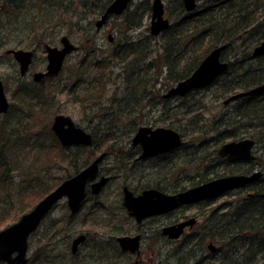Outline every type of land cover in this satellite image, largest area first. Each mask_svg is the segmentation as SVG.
Wrapping results in <instances>:
<instances>
[{"label": "trees", "instance_id": "16d2710c", "mask_svg": "<svg viewBox=\"0 0 264 264\" xmlns=\"http://www.w3.org/2000/svg\"><path fill=\"white\" fill-rule=\"evenodd\" d=\"M2 1L0 20L7 19L8 23L20 25L22 23L25 29L36 36L37 44L41 46L50 42L45 39L53 33L47 30L48 27L51 30L57 25H67L69 30L73 28V17H67L74 14L77 7L73 5L81 3L79 6L85 7L90 3V13L93 14L103 12L112 0H67L66 4L63 0ZM150 1L140 0L136 5L131 3V7L129 6L120 17H113V22L117 18L121 19V28H117L119 34L120 29H123V33H128L129 36L124 34L117 37L103 50L93 45V39L85 41L83 47L88 51L86 57L69 68V79L72 83H66L64 88H61V83L54 80L58 76L56 75L45 79L46 88H39L32 83L31 88L26 91L24 86L19 84L16 91L23 97L22 105L29 104L26 105L28 112L25 111V115L33 122L23 124L19 119L18 128L8 124L0 125V174L15 171L28 185L23 189L24 193H14L18 202L25 204L17 207L14 205L13 211L0 213V229L16 221L14 218L28 211L63 178L82 169L85 162H89L99 153L113 155L114 161L132 159L133 155L121 145L129 142L128 139L119 140L115 134L125 133L127 125L128 129H132L134 124L143 122L142 119L147 117L152 109L159 112L158 120L167 122V126L177 131L180 130L177 123L183 121L179 116L187 117L192 112H207L208 107L202 102L197 101L193 105L187 101L185 98L188 95L165 98L163 94L176 82L186 78L212 48L225 45L222 57L228 61L227 69L243 71L242 75L236 74L237 82L234 81V74L222 75V79L216 82V93L225 96L237 89H248L264 83V55L250 59L253 46L264 40V0H197V7L192 13L184 10L182 0H171L165 10L168 15L173 14L174 18L159 36L150 35L146 29L140 34H134L133 32L141 26L144 16L150 12ZM110 83L112 88H109ZM60 94L88 116V126L92 129V145L63 147L56 139L50 124L53 116L61 111V100L58 99ZM37 106L40 108L39 113L35 111ZM233 109L230 114L236 113V109ZM256 110H264V102L246 104L241 108V111L246 112V117ZM232 116L234 115L222 117L216 114L208 120L206 126L198 124L188 131L186 125L180 131L183 135L189 133L195 138L207 137L209 145H213L216 153L218 145L239 135L234 132L238 125L236 122L239 121L232 120ZM38 121H44L40 132L34 130ZM250 127L264 137V122L250 124ZM181 132L179 133L182 136ZM258 143L264 147V140ZM76 156H81L84 161L76 162L73 160ZM64 163L72 172L67 171L61 178L55 179L52 185H48L42 179L41 170L47 167L49 172ZM208 165L210 166L209 163ZM209 174L219 176L225 175L226 172L215 173L209 169L206 173L199 174L198 179ZM4 176L7 175L0 176V196L9 189L8 185H5ZM48 177L51 179L52 175L49 174ZM37 180L40 183L30 185V182ZM193 181L191 180L189 185ZM38 188L42 190H36ZM28 197L31 198L29 203L27 199L24 200ZM255 199H258L257 203H253L251 210L240 211V208L248 203L242 200L228 209L231 213L226 215L225 219L222 215L214 213L213 218L211 215L209 222L200 227L202 230L209 226L208 229L213 234L211 239L219 245L217 251L210 254L208 264H264V188L259 187ZM7 206L11 208L12 205ZM229 217L232 222L226 220ZM64 223L55 224L52 227V235H55ZM223 224L225 229L222 231ZM205 241L204 236L199 239L194 236L189 239V246H198V251L203 252ZM46 243L49 244L50 240ZM47 244L43 243L38 247L41 253L38 258L46 261L48 253L51 254ZM51 259V264H60L52 257ZM199 264L206 263L201 260Z\"/></svg>", "mask_w": 264, "mask_h": 264}, {"label": "rangeland", "instance_id": "374dc122", "mask_svg": "<svg viewBox=\"0 0 264 264\" xmlns=\"http://www.w3.org/2000/svg\"><path fill=\"white\" fill-rule=\"evenodd\" d=\"M64 4H66L68 1L63 0ZM165 7L169 4L168 2L171 0H162ZM140 2V0H133V4H137ZM3 1L0 2V9H2ZM151 3V1H150ZM201 3V2H200ZM79 4L73 5L74 7V14H69L67 17L72 19V24L74 25L72 29H68L67 25L64 26H55L54 29L51 30L50 27H48L47 30L52 31V35H48V38L50 42L47 43L52 46L59 47L60 44L58 42L59 38L62 35L68 36L70 41L76 45L77 47H81L79 50H76L74 52H71L63 65V68L61 71L57 74L58 76L55 77V81H59L61 83V88H64V84L70 83L71 80L69 79V68L72 64L77 63L78 61L82 60V58L86 57L88 51L87 48H84L83 45L86 44V40L94 39L93 45L96 48H99L100 50H103L105 47H108V45L115 41L117 37H122V35L129 36L128 33H123V29H120V34L117 30V28H121L119 26V23L121 21L120 18H117L113 21H107L99 31L95 30L94 27V21L99 17L98 13L88 14L90 12V3L86 4L84 6H79ZM189 13V12H187ZM165 17L168 18V20L171 22V20L174 18L173 14L168 15L167 11L165 10ZM121 16V15H120ZM119 16V17H120ZM150 23V12L146 14L142 20V24L139 28H137L133 33L134 34H140L144 29L148 30ZM53 23H51L52 25ZM122 31V32H121ZM149 32V30L147 31ZM93 33H95L94 36ZM29 32L28 29H25L23 24H15V23H8L7 19H1L0 20V79L5 84L6 88V96L9 99V101H12V108L10 112H8L6 115H0V125L8 124V126H19V119H21L23 124H32L33 120L30 118H26V112H28L29 104L22 105L23 97H21V93L16 91V89L20 86L19 84H22L24 87H29L27 82H32V73L35 71H44L45 65H46V54L43 49V45L39 46L37 44L36 36H33V34ZM111 35L113 37L112 41H109L107 36ZM52 37V39H50ZM85 38V39H84ZM85 42V43H84ZM95 42V44H94ZM23 49V50H33L34 51V59L30 66V73L26 76H22L19 74V68L14 59L11 57H8L5 55V50L7 49ZM42 80V79H41ZM46 82L47 81H40V83H36V86H39V88H46ZM73 82V81H72ZM71 82V83H72ZM15 88V91H13ZM109 88H112V85L109 84ZM45 91V89H44ZM215 89H211L210 91H201L199 93H195L191 100H189V95L185 99L187 101H196L199 100L202 102L207 108V115L211 113V117L214 116V111L217 112L218 104L216 103L217 100L213 97L216 94L211 95V92L215 93ZM58 99L60 102V108L61 114L68 115L72 118L74 123L85 129L86 131H91L92 129L88 126V116L85 115V113L80 112L79 108H77V105L69 102L64 98L62 94L58 95ZM216 100V101H215ZM28 102V101H27ZM192 102V103H193ZM191 103V102H190ZM191 103V104H192ZM196 104V103H195ZM193 104V105H195ZM23 108V109H22ZM22 111H20V110ZM203 110V109H202ZM26 111V112H25ZM35 111L39 113L40 108L37 106L35 107ZM200 111L198 113H190L187 117H180L183 118L182 122H178L177 124L180 126V130L185 128L187 125L188 131L192 128H195L196 125L204 122L203 115ZM182 116V115H181ZM159 119V112L156 109H152L151 113L147 115V117H144L140 124H134L132 129H128V125L125 129V133L118 134L116 132L115 135L119 140H125L128 139V141L131 143V137L134 135V132L139 126H151L152 128L155 127H168L167 122L158 120ZM196 120L194 124H192L190 121ZM44 121L37 122V125L34 127V130L37 132H40L43 128ZM52 124V120H51ZM50 124V126H51ZM204 125V124H203ZM178 130L179 132H181ZM177 131V130H176ZM182 133V145L181 147L174 151L173 153H169L166 155H162L159 159L150 160V161H139L138 163L133 164V170H131V164L128 165L127 163H124L121 165L120 163H116L108 156L103 159L101 166L103 169H108V171H111V174H114L113 180L109 181L107 185L104 187V189L100 192V194L95 199H90L84 206L81 211L78 212L77 215L74 217H71L68 215V209L64 205V201H60L56 207L52 210L49 217L46 218L41 225L39 226L37 234L33 239H29V249L27 252V256L38 245V241L45 240L46 236L52 235L50 234L51 231L47 230V226L52 223L57 225L63 224L64 221L68 220V223H64L62 228L64 229L63 233H59L58 235L55 234V236L52 238V240H55L52 242V244L55 246L54 250L57 252L56 257L57 260L65 263V264H75L76 259L71 258L69 254V244L76 234L79 232L83 233H91V232H97L99 235L96 238V248L93 246L91 242H88L84 244L81 248H79L80 252V264H129L128 255H120L117 253L116 250L112 253L110 245L105 243L107 236H117L120 233L121 234H127L132 233L135 230L136 225L132 220L129 219V217L126 215V213L123 211H120V208L122 207L120 205V200L118 199V193H119V186L123 183L127 184L130 187H137L140 184H143L144 182H156L158 179H163L164 176H162V173L167 174L166 172L173 173V176L175 178L177 177V181L179 183H182L184 187H188L189 182L191 179H196L198 177V167H196L200 164L199 169L201 168L200 160L204 157L203 165L206 167L208 163L210 164L209 169H212L214 172H223V171H229L232 168H236L234 166H228L226 164H223L222 162H219L217 159V154L214 152L213 145H209V142L207 141V137L201 138L198 136V138H195L194 136H190V134H184ZM209 135V134H207ZM125 142L121 145H124L125 148L130 147V143ZM121 143V142H120ZM254 152L256 155H262L264 156V148L262 145H256L254 148ZM76 162L82 163L84 161V158L81 156H76L75 159ZM199 160V161H198ZM198 161V162H197ZM219 162L218 165L211 167L212 164L215 162ZM116 163V164H115ZM245 167V165L242 166V168ZM68 169V170H67ZM206 168V172L209 170ZM67 171L70 173L72 170L70 168H66V164H59L56 167L52 168L48 173L47 177H45V182L48 185H52L58 178H61L62 175H64ZM51 174L52 178L49 179L48 175ZM74 173L71 174V176ZM104 174V173H103ZM204 174V173H202ZM1 175H8V171L2 172ZM13 176V174L11 173ZM169 175V174H167ZM213 176V174L208 175ZM16 178V179H15ZM48 178V179H47ZM11 178H6L5 185H10L7 192H3L0 196V213L5 211H13L12 208L14 205L22 206L25 204L24 202L19 203L18 198L14 196V193L18 195L19 193H24V188L27 187V183L22 178L17 180V177L13 176V181H10ZM44 179V177H42ZM65 179V178H64ZM44 182V183H45ZM37 183H40L39 180L36 182H30V185L35 186ZM52 183V184H51ZM157 183V182H156ZM15 186V189H18L16 192L13 190V186ZM20 185V186H18ZM24 189V190H23ZM12 190V191H11ZM36 190H42L41 188H38ZM235 192H232L225 197L219 198L216 200L215 204H212L210 209L212 208H221L217 211L218 213H222V217L225 219L227 216H229L228 211L226 209V206L228 204H232V206L237 203V200L240 197V194L237 196H234ZM39 194V193H36ZM236 194V193H235ZM26 196V195H25ZM8 198V199H7ZM11 198V199H10ZM27 199V200H26ZM31 198H24L28 203L30 202ZM25 201V202H26ZM97 204H94V203ZM37 203V202H36ZM35 203V204H36ZM227 205H225V204ZM7 204H11V208L7 206ZM19 204V205H18ZM34 205V204H33ZM201 205H189V207H182L181 209H177L175 213L172 215H164L159 217L156 221L152 222H145L142 225V228L149 229L147 236L145 237L142 247L144 250H148L145 243L149 240L148 236L153 234V231L155 230L156 226H159L160 224L166 222V220H171L173 218L179 217L181 214L189 215L190 217H195L197 219L194 226L190 229L189 232H186L179 240L177 241H166L162 240V242L158 243V245L155 246V256H149L148 254L145 255V259L143 261V264H147L150 262V258L152 263L156 264H199L201 260H203L206 264H208V258H210V254L215 252H210L207 249L208 242H213L215 246L219 247L217 244V241L211 239L210 236H205V234L200 230V227L205 223L204 220L207 218L208 214H210L211 210H207L205 208H199ZM31 208V207H30ZM123 208V207H122ZM124 209V208H123ZM207 210V211H206ZM29 211V210H28ZM27 212V211H26ZM208 212V214H207ZM219 215V214H218ZM227 215V216H226ZM20 217V216H19ZM14 218V219H18ZM154 220V219H153ZM229 222H232V220L227 218ZM11 224V223H10ZM61 228V229H62ZM90 228V229H89ZM94 234V233H93ZM120 234V235H121ZM205 237L206 241L203 244V252L198 251V246H189V239L193 237ZM94 237V236H93ZM106 237V238H105ZM101 244V246H99ZM116 251V252H115ZM34 252H37V249L34 250ZM35 253H33L35 255ZM92 253V254H91ZM145 262V263H144ZM216 263V262H214ZM30 264H49L48 262L44 263L42 260L33 259V262L31 261ZM76 264H79L76 262ZM210 264H213L212 262Z\"/></svg>", "mask_w": 264, "mask_h": 264}, {"label": "water", "instance_id": "95a60500", "mask_svg": "<svg viewBox=\"0 0 264 264\" xmlns=\"http://www.w3.org/2000/svg\"><path fill=\"white\" fill-rule=\"evenodd\" d=\"M1 1V0H0ZM130 0H113L101 17L95 22L99 28L108 14L121 15ZM182 4L187 12H192L197 5L196 0H182ZM151 16L149 32L152 36L157 37L168 26L169 20L164 17V5L162 0L151 1ZM61 47L46 44V66L45 71H36L32 79L34 82H40L45 76L57 74L64 63L65 57L76 49V46L65 35L60 37ZM223 45L212 49L198 64L195 70L186 78L175 83L164 94L165 97L180 96L183 97L192 89L207 86L221 72L226 70L227 63L220 60V53ZM6 53H11L14 59L19 63L20 75H24L32 61V53L23 49H7ZM254 54L264 53V41L257 45ZM264 91V84L252 88L245 92H239L228 97L224 102L237 99L244 95H253ZM9 103L5 96L2 81L0 79V113L7 111ZM51 130L58 138L61 145L68 147L73 145L88 146L92 142L91 133L77 126L72 118L68 115L57 114L54 116ZM132 144H139L141 147L140 158L152 157L163 154L178 148L182 144V137L179 132L170 127L140 126L135 132ZM253 141L250 139L232 140L223 143L218 149V155L226 157L228 160H248L252 158L250 154ZM104 153L98 155L86 167L76 174L66 178L59 183L53 190L43 196L34 207L22 214L17 221L0 230V261L6 264H27L28 238L38 227L44 216L59 202L66 198L67 207L71 213H75L81 202L86 196L85 185L89 181H94L98 172V166L104 157ZM261 172H253L249 175L234 174L224 175L212 178L196 186L188 187L176 194H166L156 188L143 190L138 195L126 187L123 192V206L127 213L134 217L136 222L161 213L163 210L174 207L177 204L195 203L206 198L216 197L230 189L240 187L248 182L259 178ZM107 181L106 176H101L97 181L91 184V193H97ZM194 218L187 221L179 222L163 228V234L170 239H178L186 224L191 225ZM85 239V235L76 236L71 243L70 250L75 253L79 243ZM117 241L122 250L130 252L139 251V235L119 236ZM210 252H214L216 247L210 242L207 245ZM134 264V263H132Z\"/></svg>", "mask_w": 264, "mask_h": 264}, {"label": "flooded vegetation", "instance_id": "af4514ba", "mask_svg": "<svg viewBox=\"0 0 264 264\" xmlns=\"http://www.w3.org/2000/svg\"><path fill=\"white\" fill-rule=\"evenodd\" d=\"M197 4H198V2H197ZM165 16V15H164ZM112 39H113V37L111 36V39L109 40V41H112ZM262 41H264V40H262ZM262 41H260L259 43H257L256 45H254L253 46V48H252V50H251V57H250V59H254V58H256V57H258V56H261V55H264V53H261V54H254L253 52H254V49H255V47L257 46V45H259ZM58 42H59V44H60V46L59 47H61V43H60V38H59V40H58ZM47 44V43H46ZM46 44H44L43 45V49H44V46L46 45ZM218 46H221V45H218ZM218 46H216V47H218ZM224 47H223V49L221 50V53H220V60L222 61V62H226L227 63V68H228V61L226 60V59H224L223 57H222V52H223V50L226 48V46L225 45H223ZM216 47H214V48H216ZM76 48L78 49V47L76 46ZM214 48H212V49H214ZM11 49V48H10ZM211 49V50H212ZM210 50V51H211ZM6 51V50H5ZM209 51V52H210ZM44 52H46L45 51V49H44ZM208 52V53H209ZM207 53V54H208ZM206 54V55H207ZM5 55L6 56H8V57H11L12 59H14V57H13V55L11 54V53H6L5 52ZM205 55V56H206ZM204 56V57H205ZM203 57V58H204ZM15 60V59H14ZM16 61V60H15ZM202 61V60H201ZM200 61V62H201ZM199 62V63H200ZM16 63H17V65H18V68H19V63L16 61ZM46 63H47V60H46ZM198 63V64H199ZM31 64H32V62L30 63V65H29V67H28V69H27V72L24 74V75H28L29 73H30V66H31ZM46 66V65H45ZM198 66V65H197ZM196 66V67H197ZM195 67V68H196ZM195 68H194V70H195ZM226 68V70H224L223 72H221L214 80H212L207 86H204V87H202V88H195V89H192L191 91H189V93L187 94V95H189V100H191V98L193 97V95L195 94V93H199V92H201V91H210L211 89H214L215 88V86H216V82H219V80L220 79H222V75H231V74H234L235 76V79H234V81L235 82H237V80H236V76H238V75H236V74H240V75H242V73H243V71H230V70H228ZM193 70V71H194ZM45 71V70H44ZM192 71V72H193ZM43 72V71H42ZM191 72V73H192ZM190 73V74H191ZM19 74H20V72H19ZM189 74V75H190ZM24 75H22V76H24ZM26 75V76H27ZM188 75V76H189ZM55 76V75H54ZM187 76V77H188ZM47 77H49V76H45L44 78H43V81L47 78ZM32 80V82L30 83V82H27L28 83V86L29 87H23V88H25V90L27 91L28 89H30L31 87L30 86H32V83H38V82H34L33 81V79H31ZM2 81V80H1ZM227 81H229V80H227ZM40 83V82H39ZM2 84H3V88H4V92H5V96H6V88H5V84L3 83V81H2ZM264 83H262V84H260V85H263ZM260 85H257V86H260ZM257 86H254V87H251V88H248V89H237V90H235V91H233V92H230L229 94H227V95H225V96H221V95H219L218 93H216V91H215V93H213V92H211V95H213V94H216V95H214V97H213V100L214 99H216L217 100V104H218V108H217V112H215L214 111V113H212V114H214V116H216V114H219V115H221L222 117H229V116H231V115H234V116H232V117H234V119L232 118V120H237V121H239V123L238 122H236L238 125H237V127H235V130H234V132L235 133H238L239 135L235 138V139H229V140H226L225 142H227V141H232V140H240V139H250V140H252L253 141V145L251 146V149H250V154L252 155V158L251 159H248V160H240V159H238V160H234V161H231V160H228L226 157H222V156H219L218 155V149H219V147L223 144V143H225V142H223L222 144H220V145H218L217 146V150H216V154H217V160L219 161V162H222L223 164H226V165H228V166H234V167H236V168H232V169H230L229 171H226V174L225 175H234V174H244V175H249V174H251V173H253V172H261V175H260V177L259 178H257L256 180H254V181H251V182H248V183H246V184H244V185H242V186H240V187H237V188H234V189H230V190H228V191H226V192H224V193H222V194H219L218 196H216V197H211V198H206V199H204V200H200V201H197V202H195V203H185V204H177L176 206H174V207H170V208H167V209H165V210H163L161 213H158V214H154V215H151V216H149V217H147V218H145V219H143L141 222H136V220H135V218L134 217H132V216H130L128 213H127V210H126V208L123 206V195H124V192H123V189H124V187H126V188H128L132 193H133V195H138V194H140V193H142V191L143 190H146V189H149V188H156V189H158V190H160V191H162V192H164V193H166V194H176V193H178L179 191H182V190H185V189H187L188 187H192V186H196V185H199V184H201V183H204V182H206V181H208V180H210V179H212V178H215V177H219V176H224V175H219V176H210V177H208V176H202L200 179H198L199 178V174H201V173H206V168L207 169H209V165H206V167L203 165V162H204V158H202L201 160H200V163H201V168L199 169V167H200V164L197 166V163H196V167H198V177H196V181H193L194 179H191L193 182H192V184H190V185H188V187H184V186H182L183 184L182 183H179L178 181H177V177L175 178V176H173V173H171V172H166L167 174H169V175H167V174H164V173H162V176H164L163 177V179H158V180H156V182H157V184H156V182H150L149 181V183H147V182H144L143 184H140V185H138L137 187H130V186H128L127 184H125V183H123V184H121L119 187V193H118V196H119V200H120V205L124 208H120V211H124L125 213H126V215L129 217V219L130 220H132L133 222H134V224L136 225V227H135V230L132 232V233H127V234H119V235H117V236H113V235H111V236H107V238H106V240L107 241H105V243H107L108 245H110V247H111V250H112V253L114 252V250H116L117 251V253L118 254H120V255H122V256H124V255H128V260H129V264H132V263H134V264H143V261H144V259H145V255L146 254H148V250H144V248L142 247V244H143V241H144V239H145V237L147 236V234H148V231H149V229H147L146 231H145V229H143L142 228V225L145 223V222H152V221H156L159 217H161V216H164V215H172L173 213H175V211L177 210V209H181L182 207H189V205H195V204H197V205H201L200 207H203V208H205V209H207V210H211L210 211V214H208V212H207V214H208V216H207V218L204 220V222L205 223H208L209 222V219H210V217H211V215H212V218H213V214L214 213H216V215H218L219 214V216L222 214V213H218L217 211L220 209V211H221V208L222 207H220V208H212V209H210V207H211V205L212 204H215V202H216V200L217 199H219V198H222V197H225L226 195H228V194H230V193H232V192H235L234 193V196L236 195H238V194H240V197H239V199L237 200V203H235V204H239V203H241L242 202V200H246V201H248V203L246 202V204L244 205V207H242V208H240V211H247V210H251L252 209V205H253V203H257V200L258 199H255V198H257V191H258V189H259V187H261V188H264V181H260V179H264V166L262 165V166H259L258 165V162L261 160V159H264V156L262 157V155H256V153L254 152V148L256 147V145H260L259 143H258V141H261V140H264V137L262 136V135H258V133L257 132H255V129L254 128H252V127H250V124H255V123H258V122H264V110H256V111H254V112H256V113H254V112H252V113H249L250 114V116L249 117H246L245 115H244V113H246V112H243V111H241V108L244 106V105H246V104H250V105H253V104H258V103H263L264 102V91H262V92H259V93H255V94H253V95H244V96H241V97H238L237 99H234V100H231V101H229L228 103H225L224 101L228 98V97H230L231 95H233V94H236V93H239V92H245V91H248V90H250V89H252V88H255V87H257ZM172 87V86H171ZM170 88V87H169ZM168 88V89H169ZM167 89V90H168ZM167 90H165V92L167 91ZM186 95V96H187ZM6 98H7V96H6ZM215 100V101H216ZM7 101H8V103H9V107H8V109H7V111L6 112H4V113H0V115H6L8 112H10V110H11V108H12V101H9V99L7 98ZM197 101H199V100H196V101H189V102H193L192 104H195ZM204 105V104H203ZM205 106V105H204ZM233 108H235L236 109V113L235 114H233V113H231L230 114V112H232L234 109ZM233 109V110H232ZM261 112H263V113H261ZM193 113V112H192ZM195 113H197V112H195ZM204 117H203V119H204V122L202 123V125L204 124V126H206L207 124V122H208V120L211 118V113H209V115H207V112H205V113H201ZM227 114H228V116H227ZM213 116V117H214ZM196 120H192V121H190L192 124H194V122H195ZM197 122V121H196ZM169 127V126H168ZM171 128V127H170ZM247 131V132H246ZM131 140V139H130ZM92 143H93V141L91 142V144L90 145H92ZM78 146H83V145H74V146H72V147H78ZM84 147H88V146H84ZM128 150V153H130V154H132L133 155V157H132V159H124L123 158V160H119V161H115L116 163H120L121 165H123L124 163H127L128 165H130L131 164V170H133V164L134 163H138L139 161L141 162V161H150V160H155V159H159L162 155H166V154H169V153H173L174 151H176V149H174V150H171V151H169V152H166V153H163V154H159V155H156V156H152V157H144V158H140L139 156H140V154H141V147H140V145L139 144H136V145H134V144H132V143H130V147L129 148H127ZM99 155V154H98ZM98 155H96L93 159H91L89 162H85V165H84V167L85 166H87L92 160H94ZM108 156V158H110L111 157V159L114 161L115 160V158H114V156L113 155H109V154H105L104 155V157H103V159H105L106 157ZM103 159L101 160V162L99 163V166H98V172H97V175H96V178H95V180L94 181H97L101 176H106L107 177V181L105 182V184L100 188V190L97 192V193H95V194H93V193H91V191H90V188H91V184L94 182V181H89V182H87L86 183V185H85V190H86V196H85V198H84V200L81 202V204H80V207H79V209L75 212V213H71L70 212V210H69V208L67 207V200H66V198H63L62 200L64 201V205L67 207V209H68V212H69V216H70V219H71V217H74L75 215H77L78 214V212L79 211H81L82 209H83V206L90 200V199H95V198H97V196L100 194V192L104 189V187L107 185V183L109 182V181H112L113 179V176H114V174H111L110 172L111 171H108V169L106 168V169H103V167L101 166V163H102V161H103ZM199 161V160H198ZM197 161V162H198ZM219 162H215L214 164H212L211 165V167H213V166H215L216 167V165H218L219 164ZM115 163V164H116ZM243 165H245V167H243L242 168V166ZM47 172H48V168L46 167L45 169H42L41 170V176L42 177H44V180H45V177H47ZM11 173L13 174V176L14 177H17V180H19L20 179V174L19 173H15V171L14 172H8V175L7 176H4L3 177V179H5L6 180V178H11L10 179V181L12 182L13 181V176L11 175ZM104 173V174H103ZM216 173V172H215ZM221 173V172H220ZM223 173V172H222ZM40 177V176H39ZM16 179V178H15ZM48 179V178H47ZM112 179V180H111ZM202 179V180H201ZM31 180V179H30ZM63 180H64V178H63ZM62 180V181H63ZM198 182V183H197ZM149 184V186H147ZM10 186V185H9ZM15 186H17V185H14L13 187L15 188ZM14 190V192H16L18 189H13ZM18 194H21V193H19L18 192ZM40 200V199H39ZM38 200V201H39ZM61 200V201H62ZM37 201V202H38ZM60 202V201H59ZM58 202V203H59ZM57 203V204H58ZM57 204H55L54 205V207L44 216V218L41 220V222H40V224L38 225V227L35 229V231H33L32 233H31V235L29 236V238H28V240L29 239H33L37 234H39V232H37V230H38V228H39V226L41 225V223L46 219V218H48L49 217V215H50V213L52 212V210L56 207V205ZM94 204H97L96 202L94 203ZM223 204H225V203H223ZM234 204V205H235ZM35 205V204H34ZM34 205L29 209V210H31L33 207H34ZM225 205H227V204H225ZM233 205V206H234ZM232 206V204H228L227 206H226V209L228 210L229 208H231V207H233ZM199 207V208H200ZM206 210V211H207ZM122 211V212H123ZM229 211V210H228ZM211 212H213L212 214H211ZM231 212H228V214H230ZM189 218H192V217H190L188 214L187 215H184V214H181L179 217H176V218H173V219H171V220H166V222H164V223H162V224H160L159 226H156V228H155V230L153 231V234L152 235H149L148 236V238H149V240L145 243V245L147 246V248L149 249V256H155V246L156 245H158V243L160 242H162V240H166V241H177V240H179L186 232H189V228L191 229L193 226H194V224L196 223V221H197V219L195 218V217H193L195 220H194V222L191 224V225H189V224H186L185 226H184V229H183V232H182V234H181V236L178 238V239H170L167 235H165V234H163V232H162V230H163V228L164 227H166V226H170V225H173V224H177V223H179V222H183V221H187V220H189ZM154 219V220H153ZM156 219V220H155ZM68 221V220H67ZM64 222H66V221H64ZM57 224V223H56ZM55 224H52V223H50L48 226H47V230L48 231H51V233L50 234H52L53 233V230H52V227L54 226ZM63 226V225H62ZM225 225L223 224L222 225V231H223V228L225 229V227H224ZM209 228V226L207 227V229H202L201 231L205 234V236H212L213 234H212V232L210 231V229H208ZM90 229V228H89ZM64 232V229L62 228V229H60V230H58V231H56L55 232V234L56 235H58L59 233H63ZM94 233V234H93ZM80 234H83V235H85V239L81 242V243H79V245H78V247H77V250H76V252L75 253H72L71 252V250H70V247H71V243H72V240L76 237V236H78V235H80ZM98 233L97 232H89V233H83V232H79L78 234H76L74 237H72V239H71V241H70V244H69V254H70V256H71V258H75L76 259V262L77 263H79L80 264V258H78V257H80V252H79V248H81L84 244H86V243H88V242H91V243H93V241H94V243L92 244L93 246H95L96 248H98L97 246H96V238L98 237ZM124 235H128V236H133V235H139V242H140V244H139V251H138V253H136V252H130L129 250H126V251H124V250H122L121 249V247H120V245H119V243H118V241H117V237H119V236H124ZM55 235H49V236H46L45 237V240H42V241H38V245H37V247H35V249H37V252L35 253L34 252V250H33V252H31V254H30V257H29V255L27 256V264H30V262L32 261L33 262V259H34V256H35V259L36 260H38V259H40V260H42L44 263H46V262H48L49 264H51V261H52V259H51V257L56 261V262H59L60 264H62V262H60V261H58L57 260V257H56V254H57V252L54 250V248H55V246L52 244V242H54L55 240H52V238L54 237ZM94 236V237H93ZM162 239V240H161ZM49 241L50 240V243L49 244H47L46 243V241ZM47 244V246H49V248L48 249H51V254L50 253H48V255H49V257H48V259H47V261L46 260H44V259H42V258H38V257H40L41 256V253H39V249H38V247L40 246V244ZM213 243V242H212ZM208 244H209V242H208ZM214 244V243H213ZM99 246H101V244L99 245ZM28 249H29V243H28ZM216 249H217V246H216ZM216 249H215V251H216ZM115 251V252H116ZM214 251V252H215ZM27 252H28V250H27ZM42 252H43V250H42ZM33 253H35V255L33 254ZM43 254V253H42ZM92 254V253H91ZM76 262H75V264H76ZM145 263V262H144ZM0 264H6V263H4V262H1L0 261ZM64 264V263H63ZM147 264H156V263H152V261H151V258H150V262L149 263H147Z\"/></svg>", "mask_w": 264, "mask_h": 264}, {"label": "bare ground", "instance_id": "6f19581e", "mask_svg": "<svg viewBox=\"0 0 264 264\" xmlns=\"http://www.w3.org/2000/svg\"><path fill=\"white\" fill-rule=\"evenodd\" d=\"M113 1V0H112ZM111 1V2H112ZM211 1H214V0H211ZM110 2V3H111ZM163 2V1H162ZM109 3V4H110ZM131 3H132V5H133V0H130V2H129V4L125 7V10H124V12L129 8V6L131 5ZM108 4V5H109ZM108 5L106 6V8L108 7ZM163 5H164V3H163ZM183 5V4H182ZM131 7V6H130ZM105 8V9H106ZM164 8H165V5H164ZM183 8H184V6H183ZM105 9H104V11L103 12H100V13H98L99 14V17L94 21V27H95V30L96 31H99L100 29H101V27L107 22V21H113V17H118L119 15H116V14H108L107 15V17H106V19H105V22L99 27V28H97L96 26H95V22L101 17V15L105 12ZM184 10H185V8H184ZM186 11V10H185ZM123 12V13H124ZM187 12V11H186ZM88 14H91L90 12L88 13ZM150 16H151V14H150ZM95 35V33H93V36ZM107 38H108V40H110L111 39V35H108L107 36ZM94 40V39H93ZM76 46V45H75ZM26 51H30L31 53H32V61L31 62H33V59H34V51L33 50H26ZM65 60H66V58H65ZM64 63H65V61H64ZM36 72V71H35ZM35 72H33L32 73V76H33V74L35 73ZM43 80V79H42ZM41 80V81H42ZM111 84V83H110ZM112 85V84H111ZM58 114H60V113H58ZM57 115V114H56ZM55 116V115H54ZM54 116H53V118H54ZM53 118H52V121H53ZM55 135V134H54ZM55 137H56V135H55ZM56 139L58 140V138L56 137ZM261 145V144H260ZM263 147V146H262ZM264 148V147H263ZM262 164H264V159H261L259 162H258V165L259 166H262ZM7 187H9V185L7 186Z\"/></svg>", "mask_w": 264, "mask_h": 264}]
</instances>
